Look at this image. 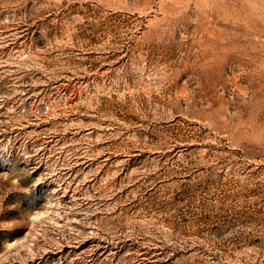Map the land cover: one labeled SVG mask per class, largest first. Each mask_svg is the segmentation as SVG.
Segmentation results:
<instances>
[{"label": "rangeland", "instance_id": "obj_1", "mask_svg": "<svg viewBox=\"0 0 264 264\" xmlns=\"http://www.w3.org/2000/svg\"><path fill=\"white\" fill-rule=\"evenodd\" d=\"M0 264H264V0H0Z\"/></svg>", "mask_w": 264, "mask_h": 264}]
</instances>
